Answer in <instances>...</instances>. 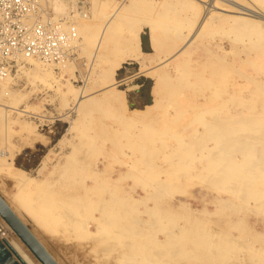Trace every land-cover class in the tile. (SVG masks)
Masks as SVG:
<instances>
[{
  "label": "rangeland",
  "instance_id": "rangeland-1",
  "mask_svg": "<svg viewBox=\"0 0 264 264\" xmlns=\"http://www.w3.org/2000/svg\"><path fill=\"white\" fill-rule=\"evenodd\" d=\"M196 1L136 0L137 5L135 4L133 10L120 18L116 17L110 23L96 55H94L96 43L100 29L107 21V13L121 4L128 3V0L123 3L114 0H68L70 8L63 14H53L47 2L45 9L52 19L65 23L70 21L76 25L77 40L69 47L68 56L58 61L24 60L14 65L0 82V195L7 200L14 195L13 204L23 209H21L23 214L18 216L58 264H137V262L138 264H264V210L255 206L257 201L254 200L251 205L250 200L247 204L238 198L234 189H229L230 184L227 182L212 179L210 178L212 175L200 176V173H204L201 172L204 161L200 157L194 158L190 167L185 170L180 169L181 172L177 171L178 177L172 180L173 182L165 180L171 172L168 169L171 165L174 166L170 160H178V154L182 153L181 146H184L188 139L191 143L196 141L198 137L196 131L203 129L199 121L196 122L200 111L213 106L220 107L219 110L227 113L228 119H238L241 114L250 112L249 99L250 96L253 98L255 91H259L260 97L264 96V54L263 49H260L263 46L256 38L258 36L250 30L254 16L251 13H238L236 9H229L233 7L228 3L220 4V2L216 3L217 7L211 9L213 12L209 11L212 14L208 13V17L206 16L208 20L204 19L199 33L195 34L197 36L190 45L192 50L189 48L186 56L180 60H171L163 67L164 70L166 68L165 72L169 77L171 76V81H177L173 83L175 84L173 89L167 86V91L165 89L159 91L158 97L152 93L153 78L147 71L156 68L158 70L160 68L158 60L164 55H171L174 50L181 47L190 31L198 26L203 18L205 10L203 5L206 6V2ZM252 2L264 10V0H252ZM235 13L242 16H237ZM83 24L90 26L89 32H84ZM137 27L140 31L141 50L144 52L141 54V61L133 56L134 28ZM91 33L92 37H89ZM150 35L155 37L153 46L149 41ZM262 40L264 41V33ZM146 56L147 58H143ZM224 61L227 64L222 63ZM217 63L219 65H216ZM214 66L217 70L226 68L221 69V72L226 73L223 72L224 76L218 78L219 83L217 82L216 86L219 87L220 93L216 94L211 91L210 85L203 81V77L212 78ZM48 67L50 70L47 71ZM181 71L188 76L182 75ZM205 72L208 76L204 74ZM221 79L223 80L221 83L224 84L220 83ZM256 82L262 86L257 85ZM222 86L226 89H222ZM234 96H243L247 100L242 102L237 100V102ZM263 96L257 101L263 102ZM155 99L158 104L148 114L154 121L152 124L154 131L151 133L154 143L148 145V151L145 147L144 152L141 153V156L147 154L145 158L139 157L140 161L146 159L145 163L144 161L136 163L138 171L134 169L131 171L128 164L130 161L135 162V155L129 152L123 143L128 135L133 134V129L140 125L136 120L135 123L134 121L128 123L125 116L139 109L141 105L152 103ZM257 103L260 104V101ZM17 108L27 109L30 111L29 115L18 113ZM211 117V114H207L204 119L210 120ZM120 120L125 121L123 127V122ZM111 128L119 130L114 132ZM179 137L185 141H179ZM73 145L75 147H72ZM5 149L10 151L8 155L4 152ZM77 149H81L82 152L79 151V154ZM259 150L258 148L257 151ZM168 155L173 157L169 158ZM5 156L7 157L4 159ZM74 158L79 162L82 160V165L76 162L79 166L77 165L75 170L84 174L74 170L75 176L71 177L73 181L69 178L70 163L75 161ZM235 158L241 160L239 155H235ZM7 160H14V163L12 162L14 166H20L19 168L34 177L33 183L18 182L12 168L9 169L5 165ZM1 163L5 164L1 165ZM139 163H143L144 165L141 164L143 167ZM156 166L160 168L156 170L154 168ZM140 167L148 170L153 168L158 174L154 173L155 176L159 177L151 180L141 173V170L139 171ZM92 169L96 174V169L99 172V175L94 176L96 181L94 177H89ZM63 170L67 171L62 176ZM87 173L88 175H85ZM123 174L124 177H121ZM107 176L114 180L120 178L117 179V186L115 185L112 192L118 194L116 196L118 199L114 197L117 199L116 203L123 206H118L120 209L114 214L107 207L108 193L111 192L105 187ZM102 177L104 181H100ZM63 178L67 179L63 180ZM38 180L39 183L35 184ZM68 180L73 182L68 184L70 183ZM146 181L149 183L146 184ZM161 183L166 189L161 187ZM158 184L160 186H157ZM93 185L96 187L94 188ZM98 185L104 187L99 186V188ZM157 187L163 189L159 190ZM26 190L32 195L41 193V190L49 191L51 197L54 196L50 207L56 208L57 205L59 207L55 211L54 208L51 211L49 207V213L46 212L48 210L40 213L46 214L45 218L41 215L36 217L34 209L37 207H34L33 202L31 201L28 206L22 203V194L24 195ZM160 191L161 193H158ZM56 197L57 201H55ZM236 197L241 203L235 199ZM125 198L128 200L126 201ZM121 199L124 203L120 202ZM180 203H186L190 211L182 209ZM90 204L93 207H90ZM169 215L176 218H170ZM197 217L204 222L209 232L208 240L215 244L209 251L198 243L195 244L194 237L189 238L193 233L192 228L197 225ZM145 228V233H139ZM180 230L185 232L190 230L188 236L187 233L185 236L190 239L186 241L188 244L185 241L179 242L178 245L174 243L176 239H181ZM146 231L150 233L146 234ZM172 233L175 234L174 239L171 238ZM14 235L25 252L41 264L19 237ZM3 238L6 239L0 235L2 252L10 255L9 258L15 257V260L11 259L13 260L11 264H23ZM219 249L225 252H220L221 255ZM255 250L259 253L257 251L255 253ZM258 260L261 262L259 263Z\"/></svg>",
  "mask_w": 264,
  "mask_h": 264
},
{
  "label": "bare ground",
  "instance_id": "bare-ground-1",
  "mask_svg": "<svg viewBox=\"0 0 264 264\" xmlns=\"http://www.w3.org/2000/svg\"><path fill=\"white\" fill-rule=\"evenodd\" d=\"M74 1V0H73ZM135 1L136 0H128V3L126 2L125 4H121V5H119V6H117L116 8H114V9H112V11H110V13L108 12L107 14H108V16H107V21L104 23V25H102V28L100 29L101 31H100V33H99V36H98V40H97V43H96V50H95V54L94 55H96V51H97V49L99 48V46L101 45V42H102V38L104 37V35H105V32L107 31V29H108V27H109V25H110V23L114 20V19H116V17L118 18H120V17H122L125 13H128L129 11H131V10H133L134 8H135V6L137 5L136 3H135ZM194 1V0H193ZM198 1V0H197ZM196 1V2H197ZM202 1V0H201ZM205 2H206V6L205 5H203V8L205 7V10H204V14H203V18L201 19V21L199 22V24H198V26L195 28V29H193V31H190L191 33L189 34V36H187V39H186V41H185V39H183L185 42H184V44L181 46V47H178L177 48V50L175 51L174 50V52L171 54V55H164V56H162L159 60H158V65H160L158 68V70H157V68L156 69H149L148 71H147V73H148V75H150L152 78H153V84H152V87H151V91H152V93H154L155 95H157V97H158V94H159V91H161V90H163V89H165L166 90V88H167V86L168 87H170V88H172L173 89V86L175 85V84H173V83H176L175 81L174 82H172L171 81V76L169 77V75L167 74V72H165L166 71V68H165V70H164V68L163 67H165L171 60H176V59H181V58H183V56H186V54L188 53V51H189V48H190V45H191V42L193 41V38L194 37H196L195 36V34H197V33H199V30H200V28L202 27L201 25H202V23H203V21H204V19L206 18V20H208V13H211V12H209V11H212L211 9H213L214 7H217V5H216V3H218L219 4V2H220V4H223V3H228L231 7H233V8H229V9H236V12H238V13H251L253 16H254V20H252L251 21V18L248 20L249 21V23H250V21H251V23H250V30L252 31V33L253 34H255L256 36H258V37H256L257 39H259V41H261L260 43L262 44V46H263V48H260V49H263L262 50V52H263V54H264V41L262 40V34L264 33V10L263 9H261V8H259L260 6H257L256 4H255V2L253 3L252 2V0H248V1H245V0H241L242 2H237V1H235V0H204ZM204 1H202V2H204ZM199 2H200V0H199ZM48 3H49V6H50V8H52V10H53V14L55 13V14H63V13H67V9L68 8H70L69 7V5H68V0H48ZM136 4V5H135ZM202 4H205V3H202ZM227 4V5H228ZM215 5V6H214ZM227 7V6H226ZM223 8V7H222ZM203 10H202V12H203ZM201 12V11H200ZM213 12V11H212ZM231 12V11H230ZM234 13V12H233ZM191 14V13H190ZM212 14V13H211ZM211 14H209V15H211ZM235 14H237V13H235ZM126 15V14H125ZM200 15H201V13H200ZM240 15V17L242 16L241 14H239ZM238 14H237V16H239ZM207 16V17H206ZM229 16H231L230 14L228 15V18H229ZM236 16V17H237ZM223 17V16H222ZM245 17V16H244ZM247 17V16H246ZM250 17V16H249ZM186 18V17H185ZM161 19V18H160ZM239 19V18H238ZM237 19V20H238ZM245 19V18H244ZM229 20H230V18H229ZM236 20V19H235ZM141 21V20H140ZM231 21H232V19H231ZM247 21V22H248ZM139 22V21H138ZM242 22V21H241ZM241 22H239V24L241 23ZM245 22V21H244ZM238 23V22H237ZM196 26V25H195ZM238 26V25H237ZM242 26V25H241ZM245 26V25H244ZM82 27H83V30H84V32L85 33H87V32H89L90 31V26H88L87 24H83L82 25ZM239 27V26H238ZM142 29V28H141ZM242 29V28H241ZM246 29H247V27H246ZM134 40H135V51H136V53H135V51H133V56L136 58V59H138V60H142V58H141V54L142 53H144V52H142V50H141V44H140V31H139V27H137V28H134ZM182 33V32H181ZM235 33H233V35H234ZM237 34V33H236ZM239 34V33H238ZM89 37H92V33H91V36L90 35H88ZM181 36V35H180ZM235 36V35H234ZM246 36V35H245ZM89 37H88V39H89ZM236 37V36H235ZM238 37V36H237ZM183 38V37H182ZM239 38V37H238ZM249 38V37H248ZM154 39H155V37H154V35H150V44L153 46V44H154ZM181 39V38H180ZM233 39H235V38H233ZM243 39V38H242ZM252 39V38H251ZM179 42V41H178ZM182 42V41H181ZM183 43V42H182ZM259 43V44H260ZM192 44H193V42H192ZM259 46V45H258ZM261 46V47H262ZM169 47V46H168ZM220 47V46H219ZM171 48H173V47H171ZM170 48V49H171ZM174 49V48H173ZM172 49V50H173ZM175 49H176V47H175ZM191 49V48H190ZM225 49V48H224ZM192 50V49H191ZM190 50V51H191ZM222 50V49H221ZM225 51V50H224ZM261 52V53H262ZM146 53V52H145ZM166 53V52H165ZM131 54V53H130ZM262 54V55H263ZM93 55V56H94ZM145 56V55H144ZM264 56V55H263ZM134 58V59H135ZM143 58H147V56L146 57H143ZM158 58V57H157ZM263 58V57H262ZM132 59V58H131ZM135 59V60H136ZM157 60V59H156ZM28 61V60H27ZM26 61V62H27ZM34 61H39V60H33V62ZM264 61V60H263ZM29 62H31V61H29ZM174 62V61H173ZM28 63V62H27ZM35 63H39V62H35ZM175 63H177V61H175ZM221 63V62H220ZM222 63H226V61H224V62H222ZM42 64V63H41ZM40 64V65H41ZM180 64V63H179ZM185 64V63H184ZM227 64V63H226ZM143 65V64H142ZM157 65V66H158ZM175 65V64H174ZM173 65V66H174ZM182 65H183V63H182ZM216 65H219L218 63L216 64ZM33 66H34V64H33ZM45 66V65H44ZM176 66V65H175ZM185 66V65H184ZM183 66V67H184ZM212 66V65H211ZM19 67H20V65H19ZM24 67V66H23ZM31 67V66H30ZM50 67V66H49ZM47 68L46 70L48 71V69L50 70V68ZM172 67V66H171ZM182 67V66H181ZM189 67V66H188ZM44 68V67H43ZM46 68V67H45ZM180 68V67H179ZM223 68V67H222ZM221 68V69H222ZM40 69H42V67H40ZM178 69V68H177ZM184 69H186V68H184ZM188 69V68H187ZM221 69H218L217 70V67L216 66H214L213 67V76H212V78H205V77H203L204 79H203V81L205 80L206 82H207V85H210V87L212 88L211 89V91L212 92H214L215 94L216 93H220L219 92V90L220 89H218L219 87H217L216 86V84H217V82H218V78L220 77L221 78V76H224V73L223 72H225V71H223V72H221ZM224 69H226L225 67L223 68V70ZM22 70V69H21ZM25 70V69H24ZM46 70H44V71H46ZM182 70H183V68H182ZM23 71V70H22ZM229 70L227 69V72H228ZM28 72V71H27ZM33 72V71H32ZM52 72V71H51ZM192 72V71H191ZM221 72V73H220ZM21 73V72H20ZM50 73V72H49ZM175 73V72H174ZM183 73H185L184 71H183ZM188 73V72H187ZM222 73H223V75H222ZM226 73V72H225ZM28 74V73H27ZM180 74V73H179ZM181 74H182V71H181ZM198 75H200L199 73H197ZM204 74H206V72L204 73ZM203 74V75H204ZM32 75V74H31ZM182 75H184V74H182ZM185 75H187V74H185ZM184 75V76H185ZM207 75V74H206ZM206 75H204V76H206ZM228 74H226V76H227ZM178 76V75H177ZM188 76V75H187ZM208 76V75H207ZM176 77V76H175ZM179 77V76H178ZM245 77V76H244ZM172 78H174V77H172ZM182 78H184V77H182ZM182 78H181V81H182ZM189 77H187V79H188ZM198 79H199V77H197ZM200 78H201V76H200ZM226 78V77H225ZM247 78H248V76H247ZM186 79V78H185ZM199 80H201V79H199ZM199 80L197 81V82H199ZM225 80V79H224ZM251 80H254V79H251ZM118 81H120V80H118ZM180 81V82H181ZM184 81V80H183ZM221 81H223L222 79L220 80V83H221ZM257 81V80H256ZM263 81V80H262ZM117 82V81H116ZM185 82V81H184ZM191 82H192V80H191ZM186 83V82H185ZM219 83V82H218ZM223 84H224V82H222ZM221 83V84H222ZM254 83V82H253ZM257 83V82H256ZM255 83V84H256ZM181 84V83H180ZM182 85V84H181ZM187 85H189V83L187 82ZM206 85V86H207ZM257 85H260V86H262L261 84H258L257 83ZM183 86H186V85H183ZM205 86V85H204ZM221 86V85H220ZM165 87V88H164ZM210 87H208V88H210ZM225 87V86H224ZM223 86H222V89H226V87L224 88ZM259 87V86H258ZM257 87V88H258ZM264 87V86H263ZM221 88V87H220ZM244 88V87H243ZM260 90V89H259ZM263 90H264V88H263ZM167 91V90H166ZM168 91H170V90H168ZM222 91V90H221ZM226 91V90H225ZM225 91H224V93H225ZM249 90H247V92H248ZM223 92V91H222ZM232 92V91H231ZM261 92V91H260ZM213 93V94H214ZM259 91H255V93H254V96H253V98H252V96H250L251 98L249 99V100H251V103L249 104V108H250V112H249V110H248V112L249 113H243V114H241V116H240V118H236V119H228V116H227V113H224V112H221V110H219L220 109V107L218 108V107H215V106H211L212 108H210V109H207V110H205V111H200L199 113H198V118H196V119H198V120H196V122L197 121H199V123L203 126V129H201V130H197L196 132H197V135H198V137H197V139L196 138H193V140L194 139H196V141H192L193 143H191L190 141L188 142V140H186L187 142L184 144V146L182 145L181 147H183L181 150H182V153H180V154H178V156H177V158H178V160H170L171 162L170 163H172L174 166H172L171 165V168L170 169H168L169 171H171L170 173H169V177L168 178H166L165 180L166 181H172V180H175L177 177H178V174H176L177 173V171L178 172H181L180 171V169L181 170H185L186 168H188V167H190V165H191V163H192V161L194 160V158H196V157H200L204 162H203V165H202V169H201V172H204V173H200V176H202L201 174H203V176H204V174H206V177L207 176H210V175H212V176H210V178H212V179H215V180H223V182L225 181V183L227 182L228 184H230L229 186V189H234V192L236 193V194H238V198L240 199V200H243V201H245L246 203H247V201H252V204L251 205H253V202H254V200L255 201H257V204L255 205L256 207H258V208H260V209H262V210H264V101L262 102L261 100H259L260 101V104L259 103H257V102H259V101H257V99H260L261 97L259 96ZM232 95V94H231ZM217 96V95H216ZM230 96V95H229ZM228 97V96H227ZM233 97V96H232ZM218 98V97H217ZM221 98V97H220ZM219 99V98H218ZM222 99V98H221ZM226 99V98H225ZM232 99V98H231ZM234 99H236V101L237 100H240L241 102L242 101H246L247 100V98H245V97H241V96H234ZM262 100H264V96H263V98H262ZM224 101V100H223ZM219 102H220V100H219ZM226 102V101H225ZM232 102V101H231ZM238 102V101H237ZM250 102V101H249ZM131 104V103H130ZM157 104H158V101L155 99V100H153L152 101V103H150V104H147V105H141L140 106V108L139 109H137V110H135V111H133V112H131V113H128L126 116H125V120L128 122V123H131V122H133L134 121V123L136 122V121H139V125H140V127H137V128H134L132 131H133V134H130V135H128L126 138V140H125V142L123 143V145L124 146H126L129 150V152H132V153H134V155H135V162H133V161H130V163L128 164V167H130L132 170L131 171H133V169L136 171H138V168H136V166H138L136 163H138V162H143V163H145V161H146V159L145 160H139L140 158H142V157H146V155L144 154V156H141L142 154V152H144V149H145V147L147 148L148 147V145H150V143H154L153 142V137H152V135H151V133H152V131H154V129H153V123H154V121L152 120V119H150L149 118V113L152 111V110H154L155 109V107L157 106ZM222 104V103H221ZM224 104V103H223ZM227 104V103H226ZM225 104V105H226ZM132 105V104H131ZM224 105V106H225ZM199 106V105H198ZM202 106V105H201ZM217 106V105H216ZM221 106V105H220ZM228 106V105H227ZM248 106V105H247ZM261 106V107H260ZM12 108H16V107H13V106H11ZM200 107V106H199ZM245 107V106H244ZM222 108V107H221ZM225 109V108H224ZM14 110H16V109H14ZM200 110V109H199ZM17 111H18V113H20V114H22V115H27L28 114V112H30V111H28L27 109H25V108H17ZM242 111H244L243 109H242ZM227 112V111H226ZM228 112H229V109H228ZM241 112V111H240ZM192 113V112H191ZM195 113V112H194ZM230 113V112H229ZM207 114H211L212 115V117H211V119L210 120H205L204 119V116L205 115H207ZM29 115V114H28ZM180 115V114H179ZM194 115H196V114H194ZM232 115V114H231ZM230 115V116H231ZM239 115V114H238ZM173 117H175V115L173 116ZM177 117V116H176ZM196 117H197V115H196ZM232 117V116H231ZM234 118H235V115L233 116ZM136 120V121H135ZM121 122H123L122 123V127H123V125H124V123H125V121H123V120H120ZM141 123V124H140ZM128 125V124H127ZM132 125V124H131ZM121 126V125H120ZM135 126V125H134ZM133 126V127H134ZM89 127V126H88ZM121 127V128H122ZM119 128V127H118ZM125 128V127H124ZM114 132H116V131H118L117 129H115V128H111ZM115 129V130H114ZM111 130V131H112ZM104 131V130H103ZM113 132V133H114ZM195 132V131H194ZM193 132V133H194ZM196 134V133H195ZM194 134V135H195ZM37 135V134H36ZM196 135V136H197ZM38 136V135H37ZM40 136V135H39ZM61 136V135H60ZM95 137V136H94ZM94 137H92L93 138V140H94ZM193 136H191V138H192ZM180 139H179V141H181V140H183V141H185L183 138H181V137H179ZM39 140V139H38ZM57 140H59V139H57ZM96 140V139H95ZM46 141V140H45ZM43 142V141H42ZM57 142V141H56ZM182 144H183V142H182ZM78 145L79 146H81L79 143H78ZM78 145H77V147H78ZM260 146V147H259ZM72 147H75V145H73ZM82 148V147H81ZM120 148H121V146H120ZM260 149L259 151H257V149ZM71 149V148H70ZM72 149H74V148H72ZM75 150V149H74ZM81 149H77V152L79 153V151H80ZM72 151V150H71ZM147 151H148V148H147ZM257 151V152H256ZM4 152L5 153H7V155H8V152H10V151H8L7 149H5L4 150ZM80 152H82V151H80ZM29 153V152H28ZM48 153V152H47ZM73 153V152H72ZM125 153V152H124ZM71 154V153H70ZM77 154V153H76ZM80 154V153H79ZM127 154H129V153H127ZM11 155V154H10ZM235 155H239L240 156V158L239 159H241V160H237L236 158H235ZM3 156V155H2ZM22 156V155H21ZM33 156V155H32ZM50 156V155H49ZM72 156V155H71ZM141 156V157H140ZM169 156V155H168ZM175 156H176V153H175ZM7 156H5L4 157V159L6 158ZM11 157V156H10ZM46 157V156H45ZM70 157V156H69ZM68 157V158H69ZM72 157H75V156H72ZM80 157L82 158V156L80 155ZM140 157V158H139ZM171 157H173V155L171 156ZM170 156H169V158H171ZM3 158V157H2ZM9 158V157H8ZM17 158V157H16ZM16 158H15V160H16ZM38 158V157H37ZM76 158H78L77 156H76ZM76 158H74V160L75 161H71V169H70V165L68 166L69 167V169L71 170V172H70V174H71V176H70V178L69 179H71V180H73L74 181V179H72L71 177H72V175L73 176H75L74 174H75V171H77V172H79L78 170H75L78 166H79V163H81L82 162V160H80V162L78 161V159H76ZM143 158V159H144ZM176 158V159H177ZM12 159H13V157H12ZM83 159V158H82ZM84 160V159H83ZM139 160V161H138ZM150 160V159H149ZM2 161V160H1ZM8 162H7V164H5V163H1V165L2 164H5L6 166H8V168L9 169H11L12 168V171H14V177H16V179H17V181L18 182H21V181H32V183H33V180H34V177L32 178L31 176H30V174H28V172H25L23 169H21V168H19V167H16V166H18V165H16V166H14L13 164H12V162L14 161V160H7ZM29 161V160H28ZM35 161V160H34ZM40 161H42V160H40ZM79 162V163H77L76 164V162ZM148 161V160H147ZM151 161V160H150ZM16 162V161H15ZM32 162V161H31ZM39 162V161H38ZM84 162V161H83ZM14 163V162H13ZM41 163V162H40ZM143 163H141V164H143ZM152 163V162H151ZM67 164V163H66ZM83 164H85V163H83ZM140 164V163H139ZM140 164V165H141ZM5 165H3V166H5ZM39 165H41V164H39ZM78 165V166H77ZM81 165H82V163H81ZM144 165V164H143ZM146 165V164H145ZM150 165V164H149ZM148 165V166H149ZM156 165V164H155ZM155 165H151V166H155ZM35 164H34V168H35ZM67 166V165H66ZM87 166V165H86ZM142 166V165H141ZM147 166V167H148ZM150 166V167H151ZM27 167V166H26ZM33 167V166H32ZM39 167V166H38ZM42 167V166H41ZM127 167V166H126ZM143 167V166H142ZM64 168H65V166H64ZM86 168H88V167H86ZM91 168V167H90ZM141 168V167H140ZM139 168V171L141 170V173H143V174H145L146 175V177H149V178H151V180H153L154 179V177H157V176H155L156 174H157V172H155V171H153V168H152V170H148L147 168L145 169V167L144 168H141L140 169ZM156 170H157V168H160V167H158V166H156V167H154ZM8 169V170H9ZM29 169V168H28ZM36 169V168H35ZM43 169V168H42ZM68 169V168H67ZM80 169V168H79ZM83 169V168H82ZM154 169V170H155ZM179 169V170H178ZM65 170V169H64ZM63 170V174H61L62 176L63 175H65L64 174V172H66V171H64ZM75 170V171H74ZM89 170V169H88ZM88 170L86 171V172H88ZM95 170V169H94ZM128 170H129V168H128ZM32 171V170H31ZM41 171V170H40ZM81 171H83V170H81ZM134 171V172H135ZM159 171V170H158ZM35 172V171H34ZM33 172V173H34ZM38 172H39V170H38ZM92 172H94L93 171V169H92V171H91V173H90V175H89V177L91 176V177H94V176H96V175H99V172L97 171V169H96V172H97V174L94 172V173H92ZM130 172V171H129ZM160 172V171H159ZM158 172V173H159ZM206 172V173H205ZM81 172H79V174H80ZM83 174H84V172H82ZM81 173V174H82ZM126 173H127V171H126ZM154 173H156V174H154ZM35 174H37V173H35ZM125 174V173H124ZM124 174H123V176H121V177H124ZM128 174V173H127ZM129 174H131V173H129ZM132 174H134L133 172H132ZM137 174V173H136ZM61 175H60V179L62 178L61 177ZM76 175H78V173L76 174ZM85 175H88V173L87 174H85ZM139 175V174H138ZM149 175V176H148ZM158 175V174H157ZM45 176V175H44ZM67 176H69L68 174H67ZM66 176V177H67ZM82 176V175H81ZM14 177H13V179H14ZM41 177V176H40ZM86 177V176H85ZM88 177V176H87ZM86 177V178H87ZM88 177V178H89ZM98 177V176H97ZM144 177V176H143ZM159 177V176H158ZM157 177V178H158ZM76 178H79V177H76ZM82 178V177H81ZM96 177H94V181H96V179H95ZM103 178V177H102ZM108 178V179H107ZM139 178L141 179V177L139 176ZM49 179V178H48ZM66 180L67 178H63V180ZM99 179V178H98ZM117 179H120V178H117ZM117 179H109V177L107 176L106 177V180H105V182H107L106 183V185H105V187H107V189H110V193H108L109 194V205L107 206V207H109V211L111 212V213H115V212H117V211H119V209H120V207H119V209H118V206H123V204H117L116 203V200L118 199V197H116L117 195H116V192H112L114 189H115V185L117 184ZM137 179H138V177H137ZM144 179H145V177H144ZM147 179V178H146ZM80 180V179H79ZM83 180H84V177H83ZM104 181V178L103 179H100V181ZM165 180H163L162 179V181H165ZM214 180V181H215ZM17 181H15V183H17ZM72 181V182H73ZM75 181H77L76 179H75ZM161 181V182H162ZM165 181V182H166ZM35 182V181H34ZM68 182H70V183H68ZM68 184H71L72 182L70 181V180H68ZM79 182V181H78ZM139 182H141V181H139ZM143 182H144V180H143ZM142 182V183H143ZM147 183L146 184H148L149 183V181H146ZM159 182H160V180H159ZM164 182V183H165ZM168 182H167V185H168ZM173 182V181H172ZM219 182V181H218ZM222 182V183H223ZM27 183V182H26ZM39 183V180H38V182H36L35 184H38ZM42 183V182H41ZM97 183V182H96ZM99 183V182H98ZM217 183V182H216ZM74 184V183H73ZM82 184V183H81ZM80 184V185H81ZM153 184V183H152ZM152 184H151V186H152ZM160 184V183H159ZM157 185V186H160V185ZM162 184V183H161ZM170 185H171V183H169ZM218 184V183H217ZM95 185V184H94ZM93 185V186H94ZM97 185V184H96ZM165 185H166V183H165ZM37 186V185H36ZM92 186V187H93ZM100 185H98L97 187H99ZM117 186V185H116ZM154 186V185H153ZM156 186V185H155ZM154 186V187H155ZM216 186V185H215ZM218 186H220V184H218ZM48 187H50V186H48ZM47 187V188H48ZM96 186H94V188H95ZM100 187H102V186H100ZM99 187V188H100ZM104 187V186H103ZM102 187V188H103ZM161 187H165L164 186V184H162V186ZM157 188H159V187H157ZM228 188V187H227ZM43 189H45V187L43 188ZM50 189V188H49ZM49 189H47V190H49ZM156 189V188H155ZM160 189H163V188H159V190ZM165 189H166V187H165ZM168 189V188H167ZM170 189V188H169ZM1 191V190H0ZM27 191V190H26ZM25 191V193H24V195L22 194V196H23V198H22V203L23 204H26V206H28V205H30L32 202H33V204H34V207H37V208H32L33 206H31V208H32V210L34 209V211L36 210V217H38V215H39V217H40V215L42 214V213H44L46 210H48V211H46V212H48L49 213V207H50V205H51V203H52V198H54V194L53 193H55V192H53L52 193V196L53 197H51V195L46 191H44V190H41L40 192L41 193H37L36 195L34 194V195H32L31 193H29V191H27L26 192ZM156 191H158V190H156ZM50 193H51V191H50ZM158 193H161V191L160 192H158ZM80 194V193H79ZM98 194V193H97ZM100 194V193H99ZM156 194H157V192H156ZM76 195V194H75ZM84 195V194H83ZM83 195H82V197H83ZM151 195V194H150ZM154 195V194H153ZM1 196V195H0ZM73 196V195H72ZM80 196V195H79ZM127 196V195H126ZM3 197V196H2ZM13 197H14V195L9 199V200H7L6 198H4L3 197V199L5 200V202L9 205V207L13 210V212L18 216H20V214L22 213L23 214V212L21 211V209H19L20 207H19V205H15V204H13V201H15V200H13ZM18 197V196H17ZM114 197H116L117 199H115ZM130 197H132L131 195H130ZM73 197H71V199H72ZM77 198H78V196H77ZM104 198V197H103ZM103 198H102V200H103ZM127 198H128V196H127ZM127 198H125L126 199V201L129 199H127ZM133 198V197H132ZM237 197L235 198V199H237L240 203H241V201L238 199ZM124 199V200H125ZM106 200H107V198H106ZM107 200V201H108ZM122 200V199H121ZM120 200V202L121 203H124V201L122 200L121 201ZM130 200V199H129ZM32 201V202H31ZM55 201H57V197H56V199H55ZM66 201V200H65ZM75 201V200H74ZM79 201V200H78ZM78 201H77V203H78ZM81 201H82V198H81ZM81 201H79V202H81ZM85 201V200H84ZM99 201V200H98ZM119 201V200H118ZM68 202V201H67ZM90 202V201H89ZM93 202V201H92ZM95 202V201H94ZM97 202V201H96ZM105 202V201H104ZM119 202V203H120ZM133 202H135V201H133ZM37 203V204H36ZM62 203V202H61ZM74 203V202H73ZM76 203V204H77ZM86 203V202H85ZM107 203V204H108ZM156 203V202H155ZM154 203V204H155ZM56 204V203H55ZM97 204V203H96ZM248 204V203H247ZM36 205V206H35ZM53 205H54V203H53ZM72 205H74V204H72ZM72 205H70V206H72ZM82 205H83V202H82ZM91 205V204H90ZM93 205L94 206H97V205H95L94 203H93ZM93 205H91L90 207H93ZM126 205V204H125ZM156 205V204H155ZM180 205V207H182V209H184V210H186V211H190V208H189V206L186 204V203H180L179 204ZM52 206V205H51ZM85 206V205H84ZM86 206H87V204H86ZM59 207V205H57V207L56 208H58ZM75 207V206H74ZM78 207V206H77ZM79 207H80V205H79ZM83 207V206H82ZM51 208V211H53L52 209L54 208V211H55V207H50ZM70 209V208H69ZM73 209V208H72ZM130 209V208H129ZM132 209V208H131ZM153 209V208H152ZM23 210V209H22ZM45 210V211H44ZM117 210V211H116ZM43 211V212H42ZM32 212V211H31ZM75 212H76V210H75ZM39 213V214H38ZM41 213V214H40ZM55 214V213H54ZM54 214H53V216H54ZM56 214H58V213H56ZM46 216V214H43V215H41V217H44L45 218V216ZM18 216V217H19ZM171 216H173V215H169V217L170 218H174V217H171ZM57 217V216H56ZM20 218V217H19ZM53 218V217H52ZM176 218V217H175ZM5 222H3L2 220ZM21 219V218H20ZM22 220V219H21ZM23 221V220H22ZM24 223V222H23ZM196 223H197V225H196V227L195 228H192L193 229V233H191V235L189 236V238H195L196 240V242H194L195 244H199L200 246H202V247H204L203 249H208V251L209 250H211V248H213L214 246H215V244L213 243V242H210L208 239H209V232H208V230L206 229V227L204 226L205 224H203L204 222L199 218V217H197V219H196ZM101 225V224H100ZM149 229V227L147 228V230ZM145 230H146V228L145 229H142V230H140L139 231V233H141V234H143V233H145ZM32 233H33V231L32 230H30ZM190 230H186V232L185 231H179L180 232V237H181V239H176V241H174V243H177V245H178V243L180 242H183V241H187L188 242V240L190 241V239L189 238H186L185 236H186V233H187V236H188V232H189ZM13 232H14V234H16L17 235V233L12 229V227L5 221V219H3V217L0 215V235H3L4 237H6V239L5 238H3L4 239V241H6V243L10 246V248H12V250L16 253V255H17V257H19L23 262H24V264H38L34 259H33V257H31L29 254H27L26 252H25V250H24V247L20 244V242L18 241V239L15 237V235L13 234ZM147 232H149V231H146V234H148ZM175 232V231H174ZM150 233V232H149ZM33 235L37 238V236L33 233ZM174 233H172V239H174L175 237H174ZM18 236V235H17ZM19 237V236H18ZM7 238H9V240L7 239ZM171 238H169V240L171 239ZM19 239H20V237H19ZM38 239V238H37ZM21 240V239H20ZM39 240V239H38ZM40 241V240H39ZM171 241H173V240H171ZM193 241H194V239H193ZM228 241V242H227ZM226 242L229 244V240H227ZM185 242H184V244H185ZM186 242V243H187ZM5 243V244H6ZM191 243V242H190ZM6 244V245H7ZM188 244V243H187ZM177 245H175V246H177ZM183 245V244H182ZM194 245V244H193ZM198 245V246H199ZM226 243H225V247H226ZM0 246H1V241H0ZM26 246V245H25ZM197 246V245H196ZM27 247V246H26ZM202 247H201V250H202ZM198 248H200V247H198ZM259 248V247H258ZM171 250H173V249H171ZM220 251H218L219 253L220 252H222L221 251V249H219ZM226 250V249H225ZM259 251H260V249H258ZM258 250H255V253H256V251L258 252ZM204 251V250H203ZM205 252H207V250L205 251ZM223 252H225V251H223ZM222 252V253H223ZM253 252H254V250H253ZM212 253V252H211ZM218 253V254H219ZM222 253H220L221 255H222ZM259 253V252H258ZM206 254H208V253H206ZM260 254H261V252H260ZM209 255H211L210 254V252H209ZM256 255H258V254H256ZM258 258V257H257ZM260 258H261V256H260ZM10 259H14L15 260V257L13 256H11L10 257ZM144 260V259H143ZM146 260H147V257H146ZM260 260V259H259ZM258 260V261H259ZM261 260H263V259H261ZM56 261V260H55ZM264 261V260H263ZM261 261H259V263H260ZM136 264V263H135ZM137 264H138V262H137ZM141 264V263H140ZM146 264H148V263H146Z\"/></svg>",
  "mask_w": 264,
  "mask_h": 264
},
{
  "label": "built area",
  "instance_id": "built-area-1",
  "mask_svg": "<svg viewBox=\"0 0 264 264\" xmlns=\"http://www.w3.org/2000/svg\"><path fill=\"white\" fill-rule=\"evenodd\" d=\"M47 2L0 0V82L24 60L58 61L68 56L77 40L76 25L52 19Z\"/></svg>",
  "mask_w": 264,
  "mask_h": 264
},
{
  "label": "water",
  "instance_id": "water-1",
  "mask_svg": "<svg viewBox=\"0 0 264 264\" xmlns=\"http://www.w3.org/2000/svg\"><path fill=\"white\" fill-rule=\"evenodd\" d=\"M0 215L12 227V229L20 237L21 241L27 246V248L41 264H58L47 249H45L42 243L33 235L29 227H27V225L23 223V221L13 212L1 196ZM2 251L3 249L0 246V264H11L13 260L9 258L10 255L4 254ZM14 254L16 253L14 252ZM22 263L24 264L23 261Z\"/></svg>",
  "mask_w": 264,
  "mask_h": 264
}]
</instances>
